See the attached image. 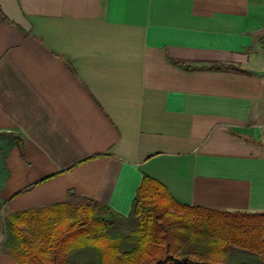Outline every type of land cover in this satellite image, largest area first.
<instances>
[{"label": "crops", "instance_id": "1", "mask_svg": "<svg viewBox=\"0 0 264 264\" xmlns=\"http://www.w3.org/2000/svg\"><path fill=\"white\" fill-rule=\"evenodd\" d=\"M0 6V206L126 215L146 174L182 204L264 211V0Z\"/></svg>", "mask_w": 264, "mask_h": 264}, {"label": "trees", "instance_id": "2", "mask_svg": "<svg viewBox=\"0 0 264 264\" xmlns=\"http://www.w3.org/2000/svg\"><path fill=\"white\" fill-rule=\"evenodd\" d=\"M135 193L126 215L72 194L8 211L3 244L19 264H264V211L182 204L146 174Z\"/></svg>", "mask_w": 264, "mask_h": 264}, {"label": "rangeland", "instance_id": "3", "mask_svg": "<svg viewBox=\"0 0 264 264\" xmlns=\"http://www.w3.org/2000/svg\"><path fill=\"white\" fill-rule=\"evenodd\" d=\"M1 164V163H0ZM2 177L0 176V181H1ZM7 209L6 208H3L2 206H0V237L2 236V231L4 230V223H3V219H4V216L6 215L7 213ZM25 230L26 232L28 233V235L30 237H34L31 230L27 227H25ZM4 232V231H3ZM3 248H5L4 244H2Z\"/></svg>", "mask_w": 264, "mask_h": 264}, {"label": "water", "instance_id": "4", "mask_svg": "<svg viewBox=\"0 0 264 264\" xmlns=\"http://www.w3.org/2000/svg\"><path fill=\"white\" fill-rule=\"evenodd\" d=\"M256 73H260V72H262V71H258V70H254Z\"/></svg>", "mask_w": 264, "mask_h": 264}]
</instances>
